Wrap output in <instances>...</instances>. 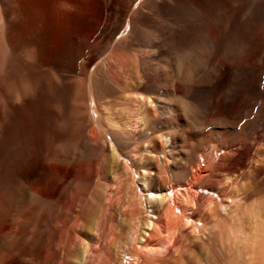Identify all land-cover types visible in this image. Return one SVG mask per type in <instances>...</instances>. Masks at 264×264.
Wrapping results in <instances>:
<instances>
[{
  "label": "bare ground",
  "instance_id": "bare-ground-1",
  "mask_svg": "<svg viewBox=\"0 0 264 264\" xmlns=\"http://www.w3.org/2000/svg\"><path fill=\"white\" fill-rule=\"evenodd\" d=\"M36 1L37 18L45 16L49 0ZM63 4L99 15L96 27L86 26L92 38L103 39L105 33L112 37L107 58L89 72L92 111L97 115L98 107H150L152 120L147 126L140 122L148 129L137 130L133 140L118 131L104 133L113 143V159L123 160L130 174L127 189L133 193H125L123 201L129 211L120 212L131 223L113 218L112 203L126 184L117 188L111 180L117 188L111 195L107 187L112 183L106 181L104 193V170L93 168L88 158L102 146L85 131L78 132L75 146L48 159L68 165L88 158L70 169L67 178L50 179L42 163L22 172L18 158L1 156L0 264H101L104 252L120 255L115 264H247L251 255L264 264V106L253 123L243 124V132L235 129L242 116L250 115V106L264 97V0H140L129 14L114 0ZM229 5L235 9L234 24L226 20L233 9ZM109 16L115 22L108 27ZM124 16L130 25L118 37ZM161 17L164 24L152 29L150 23ZM247 34L257 37L250 51L245 48ZM115 55H122L117 72L110 66ZM91 64L92 56L86 55L74 69L85 72ZM202 68L207 73L199 80ZM129 79H137L138 85ZM220 94L224 108L233 110L211 118L220 108ZM227 126L231 131L224 133L221 128ZM129 127L130 132L138 129L137 124ZM209 127L214 132H206ZM132 141H148V183L143 187L135 170L138 157L127 151ZM33 180L50 184L47 190L67 201L30 189ZM85 188L90 194L83 193ZM101 191L110 194L106 201Z\"/></svg>",
  "mask_w": 264,
  "mask_h": 264
},
{
  "label": "rangeland",
  "instance_id": "rangeland-1",
  "mask_svg": "<svg viewBox=\"0 0 264 264\" xmlns=\"http://www.w3.org/2000/svg\"><path fill=\"white\" fill-rule=\"evenodd\" d=\"M29 1L30 4L28 5ZM29 1L5 0L2 2V0H0V66L3 67V72L0 73V98H2L0 99V130L4 131L2 138H0V157L3 156L7 159L12 157L18 158V166L21 168L20 171L28 173L38 169L41 163L42 165L45 164L44 166L48 169L50 179L51 177L58 176L67 178L70 169L72 170L76 168L79 164H83L88 158H90L89 163L92 164L93 168L99 169L101 172L104 170L102 173L105 180L103 179L104 181L101 183V188L105 186L106 183H112L111 180L115 184V187H120L119 183L122 186L126 184V186H123L124 188L121 187L120 189H124V193H121L120 191V195L123 194L121 196L119 195L120 199L114 200L113 203V200H110V202L114 206L112 207V210L114 211H112L113 218L115 219L116 217L115 220H117V218L119 220H124L123 222L127 225L131 223L129 222L130 220L127 219L129 216H122L123 214L121 212L124 209H126L127 213L129 211V207L126 208L125 206V193H130V190L127 189V185L130 184V174H127L126 171L128 170H126V166L123 168V165H125L123 160L120 159L118 162L115 161V156L117 155L108 135L113 131H118L125 135L126 138L128 137V139L133 140V137L138 131L141 132L148 129V127L146 128L143 126H147L150 123V120H152V116H150L148 111L150 107H138V109L137 107H98L96 115V113L92 111V107H90L89 72L93 69L92 66L98 64L99 60L101 61L104 57L107 58L106 56L109 54V47L111 45L110 39H112V37L110 38L109 33H105L102 35L103 39L101 36L92 38V31H90L88 27L93 28L98 25L97 20L99 15L83 11L84 8L80 5L71 4L66 6L63 4V0H49L46 15H41L37 18L35 13L39 5H37L38 3L36 0ZM114 2L115 4H120L123 14L126 12V14H129L134 5L139 3L140 0H114ZM230 6L231 5H229V9L232 7ZM112 8L113 6H111L110 10H112ZM233 10L235 9H231V12L226 16V20L230 21L229 24H234L233 14L235 12L233 13ZM165 16L168 19L170 15L165 14ZM165 16L164 19H166ZM112 18L113 16H109L105 21V23L108 22V27L115 22V16L113 19ZM159 19L160 18H157L153 21L154 23H150L153 25L152 29L157 28V26H160L162 23L164 24L165 20L162 17L160 20ZM120 22L121 26L118 37L126 34L130 25L129 19L125 16L120 19ZM81 23H85V26L83 27ZM256 41V34L245 35L246 50H253L256 46ZM95 45L96 48H94ZM98 49L100 51H97ZM86 55L92 56L93 64H91L90 68L85 70V72L80 70L75 71V63ZM117 56L119 58L115 55L110 64V66H112V64L114 65L111 68L116 72L119 71L117 67L120 60L122 61V55ZM115 60L118 61L116 62ZM201 71L198 76L199 80L207 73L206 68H202ZM131 80L132 79H129V81ZM135 81H137V79H134L131 82L135 84ZM32 85L35 86V90ZM136 85L138 84H135L134 86ZM8 89H11V95H9ZM176 92L177 94L179 93L178 91ZM221 95L222 94H220L217 99V105L220 108L211 113V118L224 113H230L233 110L232 107L234 106H229L227 109L224 108L226 107L224 104V95ZM17 97H19V103L16 102ZM111 101H115V99L113 98ZM263 106L264 97L259 98L254 106H250L253 107V109H250V115L247 117L242 116L241 121L237 124L235 129L237 131L239 130V132H243L244 128L242 126H244L245 123H253L257 119V113L263 108ZM112 109L113 111L111 112ZM106 118L111 120L108 121ZM113 118L116 123L119 122L117 125L115 121L111 124ZM140 122L141 124L143 123V126ZM133 123H135L134 125L137 124L138 129L130 132L131 128L129 125L134 126ZM124 124H127L128 127H124ZM109 125H113L114 127L111 126L113 127L111 128ZM120 125L122 127H120ZM138 125L140 127H138ZM106 128L107 130L105 132L104 130ZM211 128L213 127H209L205 131L214 132V129ZM221 130L224 133H229L231 127H223ZM82 131H85L86 135L93 138V142H97L102 146L98 152L93 153L96 156L99 154L100 159H96V156L91 155L86 158V160L75 158L74 162L68 165H63L58 162L54 163L48 160L50 155L51 157L57 155V153L58 155H62L67 147L75 146L78 140L76 136L79 134L78 132ZM104 133L108 135H105ZM142 144L143 143L141 142L135 143L132 141L130 146L133 147H128L127 149L128 152L130 149V154H134V156L137 155L136 158H138L136 159V165L137 163L141 164H138L137 167L135 166V170L137 169L136 171L140 172L143 181L142 184L144 183V185H142L141 180H138V186L140 187L145 186V184L147 185V174L149 172V165L148 162H146L147 155L149 154L147 152L149 149L148 141L144 143L145 145ZM141 158L142 161L140 160ZM105 160L108 162L110 161L111 163L109 162L110 164L108 165ZM102 162L104 163L103 166ZM98 164L99 166H97ZM106 166L107 168L109 166V170H106ZM108 171L111 173L110 176L112 178L109 176ZM122 171L123 174H121ZM144 172L147 176L144 175ZM118 173L121 175H117ZM121 177L123 178L122 181ZM126 177L129 180L126 181ZM135 177H137V175H135ZM261 178L264 181V172L262 173ZM113 183L107 187L109 191L106 190V187H103L105 190L102 188L104 193L107 191L112 195L117 190L118 187L115 188ZM8 184L9 187H12V183ZM28 186L30 189L37 191L48 198L59 197L58 199L67 201V199L60 194L50 193L47 190V187L49 188L50 184L43 185V183L39 184L38 181L36 182V180H33ZM90 192V188H85L83 191L84 194H90ZM104 193L102 192V199L104 198L105 200L107 195L110 194ZM132 193L133 192L130 194L132 195ZM179 193H182V191ZM104 195L106 197H104ZM104 200L103 202L105 203L106 200ZM136 207L138 209L137 205H134L132 208L137 210L135 209ZM104 253L105 255L101 260V264H115V262L119 260L120 255L117 254V252H111L110 254L107 252ZM197 253L200 254V251ZM200 256L202 257L201 259H203V262H208L206 255L201 254ZM255 258L256 255H253V257L251 255L250 257H247V260H252L251 263L253 264L257 259ZM249 261L247 264L250 263Z\"/></svg>",
  "mask_w": 264,
  "mask_h": 264
},
{
  "label": "clouds",
  "instance_id": "clouds-1",
  "mask_svg": "<svg viewBox=\"0 0 264 264\" xmlns=\"http://www.w3.org/2000/svg\"><path fill=\"white\" fill-rule=\"evenodd\" d=\"M3 72V67L2 66H0V73H2ZM30 83V82H29ZM32 87H33V89L35 90V86L34 85H32ZM8 92H9V95H11V89H8ZM0 99H2V98H0ZM16 102L17 103H19L20 102V100H19V97H17V100H16Z\"/></svg>",
  "mask_w": 264,
  "mask_h": 264
}]
</instances>
